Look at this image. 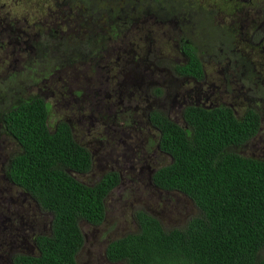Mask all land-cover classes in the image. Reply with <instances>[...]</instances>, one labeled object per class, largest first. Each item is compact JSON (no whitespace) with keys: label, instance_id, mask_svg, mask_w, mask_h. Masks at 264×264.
<instances>
[{"label":"rangeland","instance_id":"1","mask_svg":"<svg viewBox=\"0 0 264 264\" xmlns=\"http://www.w3.org/2000/svg\"><path fill=\"white\" fill-rule=\"evenodd\" d=\"M57 1L65 3L58 12L67 11L65 5L73 4L64 0H0L2 13L7 14L6 19L12 20V28L18 31L10 35V42L0 38V86L4 88L2 80L14 74L13 87L7 92L0 91V108L18 98L41 94L50 103L49 128L59 120L69 121L76 141L92 154L90 170L72 175L92 184L107 172L119 174L118 184L105 200L102 223L96 226L80 223L84 244L76 259L78 264H122L107 260L106 246L109 241L136 229L133 219L136 210L148 211L166 227L182 226L198 213L183 193L161 190L152 183L153 172L168 164L171 158L158 148V132L147 120L150 110H161L182 125V111L187 105L223 104L231 107L237 117L253 109L261 116L259 130L235 150L242 156L264 158V41L250 44L249 32L241 29L242 22L247 25L260 16L264 0L251 3L197 0L202 8L197 23L187 27L173 22L169 32L164 25L137 19L123 25L119 38L106 40L103 63L98 64L101 55L98 56L95 69H85L78 60L71 66L64 64L47 72L43 78L33 79L29 62L33 63L37 57H34L37 50L32 38L37 35L40 24L38 15L44 14L51 25L61 26L56 32L61 40L78 41L87 34L88 23L75 21L73 13L62 17L63 20L56 17L54 21L58 12L55 14L52 10L57 9ZM195 4L189 5L194 11ZM71 8L70 12L76 11V6ZM133 15V12L127 13L128 17ZM23 18L27 20L23 28L28 33L25 36L18 30ZM177 25L185 30L182 33L186 35L182 36L200 50L204 70L201 79L170 72L171 65L185 60L180 37L176 35ZM225 29L231 38L229 42ZM148 49L155 53V59L148 55ZM20 70H26L29 75ZM173 78L178 81L170 84ZM157 87L161 93L155 95ZM77 91H81L78 96ZM95 101L99 114H92L90 110ZM3 132L0 125V264H8L14 252L37 254L32 238L36 233L49 232L50 215L40 210L2 172L6 160L20 150L17 142Z\"/></svg>","mask_w":264,"mask_h":264},{"label":"trees","instance_id":"2","mask_svg":"<svg viewBox=\"0 0 264 264\" xmlns=\"http://www.w3.org/2000/svg\"><path fill=\"white\" fill-rule=\"evenodd\" d=\"M157 1L109 0L107 14H118L124 27L135 22V12L154 13L160 20ZM128 12L134 15L128 17ZM183 31L176 33L182 41L186 38ZM53 32L50 30L43 42L34 41L37 51L33 56L37 57L29 62L33 79L78 60L87 70L96 68L100 53H95L94 47H100V32L73 42L71 38L61 40ZM183 48L187 62L177 65L176 73L201 79L204 70L195 47L184 44ZM13 75L2 80L5 86H0V91L13 87ZM80 93L75 92L77 96ZM154 93L161 89L157 87ZM90 110L101 113L97 101ZM49 111L50 103L41 94L18 98L0 108L3 133L20 147L6 160L2 172L50 215L49 232L32 238L37 254L17 252L8 264H78L76 256L84 244L80 223H102L105 200L120 180L114 171L92 184L75 178L73 173L90 170L92 154L76 141L69 121L59 120L50 129ZM182 117L181 125L161 110L147 114L158 132L159 150L171 158L153 172L151 180L161 190L183 193L198 213L182 226L166 227L148 211L136 210V229L108 242L107 260L122 264H264V158L242 156L235 150L257 134L260 114L248 109L237 117L223 104L187 105Z\"/></svg>","mask_w":264,"mask_h":264},{"label":"flooded vegetation","instance_id":"3","mask_svg":"<svg viewBox=\"0 0 264 264\" xmlns=\"http://www.w3.org/2000/svg\"><path fill=\"white\" fill-rule=\"evenodd\" d=\"M119 1L120 0H117V2H119ZM138 1L139 0H135V2H138ZM194 1L196 4L193 3L192 0H160V1H157L155 4V7L157 9H159V12L161 13V15L158 16L161 18L160 20L157 19V16L154 13H149V14L147 13V14L138 15L135 12V14H136L135 15L136 16L135 21L142 19L145 21H150V22L159 24V25H164L165 31H168V32L170 31L171 23H173V22H180V24H184L185 26L188 27L192 23H197L198 18L200 16H202L201 5L198 4L197 0H194ZM239 1H243L245 3H251L252 2V0H239ZM64 2L73 3V4H71V6H74V7L76 6V11L70 12V10H72V8L69 4H67V5H65V8L68 9L67 11H65L63 9L60 12H58L59 9L62 8L61 6L64 5L65 3L60 4L57 1V2H55V6L57 9L52 10L53 12H55V14L58 12V15H56L54 17V21H56V17L59 20H63V19H61L62 17L63 18L69 17L73 13L75 21L81 20V22L88 23V28H87V35H89L88 37H92L93 32L96 33L95 35H97V33L100 32L99 35L101 37H99V38H101L102 41L99 43L100 47L98 49H97V47H94V51H95V53H100V55H101L100 62L102 64L103 63L102 55L106 52L105 47H104L105 42H106V41H104L105 38L109 37L112 40H113L112 36L119 38L120 36H118V35H120V33L122 32L121 26L123 25L124 21L122 19H120L118 14H115L113 16L112 15L109 16V14H107L109 0H64ZM121 3L122 2H120V4ZM191 4L196 5L195 11L191 7H189V5H191ZM250 9H254V7H251ZM262 12H264V10H261V14H262ZM261 14H260V16L256 17L253 21H251V22L249 21L247 25H245L242 22L241 29L244 33L249 32V43L250 44H261L264 41V14H262V15ZM6 17H7V14H3L1 9H0V38L2 40L4 38H7L9 41L11 39L10 35L15 34L14 32H18V31H15V29L12 28V23H11L12 20L6 19ZM37 22L40 23L39 27L36 31L37 35H35L32 38V41H36V42H43L50 30H53L54 31L53 33H56L58 31L57 28L61 27L57 23L54 26L51 25V23L48 20V17L44 16V14L37 16ZM45 22L48 25H46ZM26 23H27L26 18H23V20L18 23L19 24L18 30L24 36L28 34V33L24 32V29H23L24 26L26 25ZM108 23L114 24V27H111V25H108ZM121 23H122V25H121ZM45 27H46V30L44 29ZM177 27L179 30L183 29L181 26L177 25ZM79 30H82V28H79ZM225 30L227 31V29H225ZM259 35H260V37H259L258 41L255 43L254 40ZM223 36L226 39V35L223 34ZM106 39H108V38H106ZM227 41L228 42L231 41V38L229 36L228 31H227ZM33 44H34V42H33ZM184 44L191 45L192 47H195L198 58L201 60L199 48L197 46H194L186 37L184 41L180 40V47H181V51H182L181 54H183V56L185 57V60H183L184 63H182V64L174 63L173 65H171L172 68L170 69V72L176 73V70H177L176 66L177 65H183L187 62V56H186V53L184 52V48H183ZM148 55L153 56V59L156 58L155 53L152 52L150 49H148ZM146 60H147V58H146ZM201 62H202V60H201ZM202 65H203V63H202ZM181 76L190 77L187 75H181ZM173 81H178V79L173 78V80L170 81L169 83L171 84ZM14 254H15V252L12 253L11 255H14Z\"/></svg>","mask_w":264,"mask_h":264}]
</instances>
